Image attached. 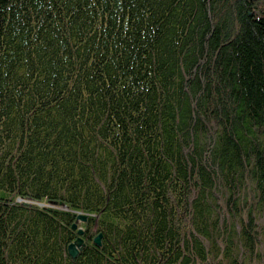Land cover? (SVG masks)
<instances>
[{"label":"trees","instance_id":"1","mask_svg":"<svg viewBox=\"0 0 264 264\" xmlns=\"http://www.w3.org/2000/svg\"><path fill=\"white\" fill-rule=\"evenodd\" d=\"M261 217L264 0H0V264H244Z\"/></svg>","mask_w":264,"mask_h":264},{"label":"rangeland","instance_id":"2","mask_svg":"<svg viewBox=\"0 0 264 264\" xmlns=\"http://www.w3.org/2000/svg\"><path fill=\"white\" fill-rule=\"evenodd\" d=\"M38 204H39V207H43L44 206V207H48V208L50 207V208H57V209L60 208V209H63L62 206H58V205H56V203L55 204L54 203H52V204H48V203H38ZM77 224L80 226V228L77 227ZM77 224L76 223H73L71 225V227L73 228V226L75 225L76 226L75 229H77V231L82 230V228H83L82 227L83 226V221L82 220H77ZM237 230H238V227H237ZM257 233L259 235V238H258L259 243H258V245L255 246L256 253L254 252V254L251 255V256H248L247 255L248 252H247V250L244 249V246L243 245H240L241 242L236 243V246L239 248V252H240V255H241L240 256V260H243V258L246 257L245 262H244V260L242 261V263L244 262V264H264V217H261V218H259L257 220ZM93 241H94V239H93ZM81 243L82 244H81V247L80 248H78L77 246H75V248L77 250H79L78 253L80 251H82L83 248H84V246H85V243H84V240L83 239H82ZM100 245H101V243H100ZM100 245H98V246H100Z\"/></svg>","mask_w":264,"mask_h":264},{"label":"water","instance_id":"3","mask_svg":"<svg viewBox=\"0 0 264 264\" xmlns=\"http://www.w3.org/2000/svg\"><path fill=\"white\" fill-rule=\"evenodd\" d=\"M78 219H81L82 221H85V217L84 216H78ZM75 225L73 226V228L72 229H75ZM77 233L79 234V235H81L82 233H83V231L82 230H79V231H77ZM101 237H102V234L100 233V234H98L95 238H94V242L97 244V245H100V243H101ZM81 241H82V239L80 238V237H78V238H76V240L71 244H69V246H68V253H69V255L71 256V257H75L76 255H77V253H78V251L79 250H77L76 248H75V246H77L78 248H80L81 247Z\"/></svg>","mask_w":264,"mask_h":264}]
</instances>
